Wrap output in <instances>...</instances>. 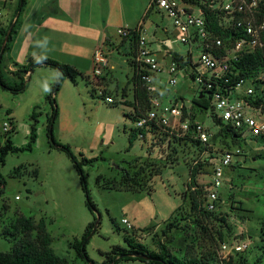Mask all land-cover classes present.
I'll list each match as a JSON object with an SVG mask.
<instances>
[{"label": "rangeland", "instance_id": "1", "mask_svg": "<svg viewBox=\"0 0 264 264\" xmlns=\"http://www.w3.org/2000/svg\"><path fill=\"white\" fill-rule=\"evenodd\" d=\"M5 2L6 5L4 2L0 4L3 13L0 16V37L8 25L19 18L18 24L21 21L22 13L16 14L19 0ZM145 29L152 49L164 53L158 40L166 39L162 29L170 32L172 21L154 11ZM120 39H123L121 35L117 40ZM168 45L169 49L184 55L185 47L180 51L176 44L168 42ZM103 51L108 56V66L103 70L105 82L89 86L78 78L76 85L67 79L55 96L59 113L53 124L57 145H68L79 161L83 158L91 161L84 166V171L97 207L95 212L87 207L75 165L49 138L53 105L47 97L58 78L56 70L35 69L26 91L18 95L0 89V141H5L2 138L7 133L5 124H9V132L14 125L12 141L20 149L17 153H10L4 165L0 163V174L6 181L4 193L0 185V252L13 249L12 236L2 234L17 216L25 215L37 221L45 219L48 232L54 239L53 250L66 257L69 264H89L77 258L70 243L75 239L82 240L93 222L98 228L87 245V254L93 264H104L107 258L103 253L110 252L114 246H125L126 235L136 236L139 243L154 252H158L157 245L162 241L169 253L176 257H184L189 247H193L194 255L198 257L211 255L219 260L232 257L244 264H264V144H240L244 155L239 163L227 170L225 185L220 191L224 205L220 214L205 220L207 232H202L194 223L197 217L191 210L190 171L198 168L196 181L203 193L208 187L210 166L201 162L197 164L200 152L191 147L193 145L170 136L139 138L130 147L132 122L124 114L133 112L127 106L133 100L132 49L127 43L123 51L111 48ZM14 63L27 64L26 60L12 62L7 55L3 67L10 73L14 70ZM161 68V78L167 84L165 62L161 63ZM92 70L93 66L91 73ZM185 82L181 79L176 87L169 88L168 97L179 93L191 105L197 85ZM94 87L97 95L92 92ZM102 92L116 102L123 99L124 104L112 107L102 98ZM34 113L36 118H33ZM198 120L216 133L210 111L200 115ZM34 125L36 141L28 150ZM228 140L214 136L213 150L238 145ZM123 169L129 171L131 177L139 175L145 189L141 192L124 190L127 185H120ZM101 176L103 183L114 184L113 187L120 190H108L98 185L97 179ZM201 198L205 199L204 194ZM221 214L226 223L218 220ZM124 219L129 221L130 228L123 224ZM169 224L174 227L164 236ZM238 245L246 248L237 253L233 249ZM117 264L144 263L123 260Z\"/></svg>", "mask_w": 264, "mask_h": 264}, {"label": "built area", "instance_id": "2", "mask_svg": "<svg viewBox=\"0 0 264 264\" xmlns=\"http://www.w3.org/2000/svg\"><path fill=\"white\" fill-rule=\"evenodd\" d=\"M5 1L0 0V4ZM151 8L166 15L173 29L170 32L162 29L166 36L160 42L164 48L162 57L152 49L143 32L136 40L133 65L145 82L150 108L136 121L131 119V132L143 130L146 136L140 135L141 139H157L165 134L178 140L187 138L184 142L200 152L197 164L210 166L202 209L219 213L224 205L220 191L225 185L226 172L239 162L244 148L237 145L213 150L214 136L223 131L234 135L242 144H264V104L254 103L264 100V0H153ZM141 28L120 30L119 34L123 39L132 40ZM168 41L180 51L185 47L184 55L168 50ZM174 53L179 60H175ZM249 58L262 65L244 72L242 65ZM162 62L166 64L167 84L161 78ZM92 65V80L98 81L108 66V56L101 48L95 50ZM181 79L197 85L195 97H211L208 111L216 133L198 120L203 113L195 111L193 103L189 105L179 93L168 97L169 88L176 87ZM106 101L116 103L111 97ZM117 102L123 103V99ZM4 130H10L8 123ZM228 141L232 142L230 137ZM122 222L131 227L127 219ZM223 248L226 250L227 246ZM245 248L238 245L233 250L238 253Z\"/></svg>", "mask_w": 264, "mask_h": 264}, {"label": "trees", "instance_id": "3", "mask_svg": "<svg viewBox=\"0 0 264 264\" xmlns=\"http://www.w3.org/2000/svg\"><path fill=\"white\" fill-rule=\"evenodd\" d=\"M27 0H19L18 9L16 11L17 15H20L25 6ZM6 5V2H4ZM154 9L151 8L148 12L150 14ZM2 16V15H1ZM19 19L15 21L14 24L8 25L4 30L1 31L0 37V89L8 91L14 95H18L23 93L27 89V83L30 80L31 74L37 68H50L56 70L58 73V78L54 85L52 86V93L47 97V100L51 102L53 105V115L50 119L49 124V138L51 142L56 145L60 150L67 153L73 164L75 165L76 170L79 173L81 186L86 198L87 207L91 212H95L97 207L92 200L90 190L88 187V182L86 178V173L84 171V166L91 163L90 160L83 158L81 161L75 156L72 152L71 148L68 145H57L53 134V124L55 123L56 118L58 117V109L55 106V96L60 91L63 83L70 79L74 84L77 85L78 78L83 79L89 86H93L95 82L91 79L90 76H85L76 68L62 64L56 60L47 57H38L36 59L30 58L27 61L26 65H19L14 63V70L9 73L4 67L3 63L5 58L10 52V44L13 41V37L16 33V27L18 25ZM142 29V28H141ZM142 34V31L136 35L135 39L128 40L124 39V42H129L132 49V59L130 60V64L133 65V57L135 56L136 49V40ZM175 60H179L177 53H174ZM11 60V59H10ZM12 61V60H11ZM13 62V61H12ZM260 63H258L253 58L246 59L244 64L242 65L244 68V72H249L251 69H258L260 67ZM135 68V69H134ZM133 68V75L131 78V83L133 85V100L127 103V106L134 110V115L124 114V116L128 119H132L136 121L140 116H142L149 108V94L145 85L144 80L142 79V75L139 74V71L136 67ZM103 77V76H102ZM236 81H232L235 83ZM97 88H93L92 92L94 95H97ZM102 98L105 99L110 96H104L102 92ZM113 98V97H111ZM107 103V101H106ZM193 108L197 112L205 113L211 107V97L199 99V97H194L192 100ZM256 105L264 104V100L258 99L254 102ZM109 104V103H107ZM124 103H114L109 104L112 107H119ZM37 115L34 113L33 118H36ZM15 132V127L13 125L11 131L7 132L2 136L4 143L0 141V163L5 164L6 158L10 153H17L20 149H17L12 141V134ZM146 136V133L143 130L132 131L129 136L130 147L133 146V143L139 139V136ZM164 136H167L166 134ZM225 137L232 140L234 144H238L240 146L241 141L236 139L234 135L224 134L223 131H220L215 135V137ZM175 140H178L174 137ZM187 138L178 140V141H186ZM36 141V127L33 126L32 135H31V143L28 146V150L32 149V144ZM230 147V146H227ZM239 163V162H237ZM235 163V164H237ZM235 164L233 166H235ZM204 165V164H203ZM202 166V164H201ZM232 166V167H233ZM198 168H193L190 171L191 181L189 187L192 190L190 194L191 200V210L192 213L196 214L197 219L194 223L198 228L201 229L202 232L206 233L207 229L204 226L205 220H209L212 216H216L218 213H208L202 209V204L204 203V199H202V195H206V191L202 193L199 185L197 184L196 177L198 175ZM18 173V171H17ZM36 171V175H37ZM122 181L120 185H127V192H141L145 189V186L141 184L139 180V175H135L131 177L129 171L123 169L122 170ZM98 185L108 190H120L116 189L114 184H105L103 183L102 176L97 179ZM0 185L1 192L4 193L6 187V181L3 179L0 174ZM119 185V186H120ZM123 188V187H122ZM123 191V190H121ZM3 208L6 210V206ZM220 214V213H219ZM220 219H218L222 223H226V219L222 214ZM96 222L91 223L82 238V240L75 239L72 243H70V249L76 252L77 258H80L86 261L89 264H93V261L89 258L87 254V245L91 240V236H93L98 226H96ZM174 226L169 224L167 227V231H164V236L168 235L170 230ZM185 230V227L182 229ZM10 235L13 238V249L9 252H0V264H69V260L66 257H61L55 253L52 248L53 237L48 232L47 224L44 218L37 221L33 217H26L25 215H19L16 219L10 222L9 226L6 227L5 232L2 236ZM264 235V233H263ZM125 246H114L113 249L108 253H103L106 255V262L104 264H117L120 261H140L144 264H244L243 261L236 260L232 257L229 259L219 260L217 257H212L211 255L207 256H195L194 248L189 247L188 253L184 257H176L169 253L168 248L166 247L164 242H159L157 245L158 252L151 251L147 246L139 243L136 239V236H128L126 235L124 238ZM264 253V250H263Z\"/></svg>", "mask_w": 264, "mask_h": 264}, {"label": "crops", "instance_id": "4", "mask_svg": "<svg viewBox=\"0 0 264 264\" xmlns=\"http://www.w3.org/2000/svg\"><path fill=\"white\" fill-rule=\"evenodd\" d=\"M152 1L27 0L8 58L13 62H27L30 58L47 57L91 77L92 58L97 48L125 50L129 42L117 40L120 30L140 26L146 35V23L154 12L148 14ZM168 42L167 49L171 50ZM156 52L159 57L164 56L163 52ZM93 81L103 83L105 77Z\"/></svg>", "mask_w": 264, "mask_h": 264}, {"label": "water", "instance_id": "5", "mask_svg": "<svg viewBox=\"0 0 264 264\" xmlns=\"http://www.w3.org/2000/svg\"><path fill=\"white\" fill-rule=\"evenodd\" d=\"M203 97H200V99H202Z\"/></svg>", "mask_w": 264, "mask_h": 264}]
</instances>
